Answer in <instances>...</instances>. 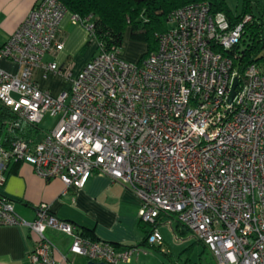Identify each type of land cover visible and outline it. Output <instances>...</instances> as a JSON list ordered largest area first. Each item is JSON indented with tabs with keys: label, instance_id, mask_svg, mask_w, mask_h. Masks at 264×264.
Returning <instances> with one entry per match:
<instances>
[{
	"label": "built area",
	"instance_id": "built-area-1",
	"mask_svg": "<svg viewBox=\"0 0 264 264\" xmlns=\"http://www.w3.org/2000/svg\"><path fill=\"white\" fill-rule=\"evenodd\" d=\"M66 12L59 0L37 1L0 50L21 68H0L3 106L20 121L53 119L41 137H17L9 147L0 142V183L13 162L67 187L82 188L100 172L139 198L151 245L164 241L160 216L174 214L218 264H264V65L247 67L229 102L239 75L223 53L239 43L252 16L231 25L207 1L173 9L156 50L131 63L120 48L106 51L98 43L71 88L53 96L40 88L35 71L63 73L43 57L63 48L58 31ZM72 17L92 37L91 24ZM0 224H24L37 235L28 264H60L47 229L71 236L70 251L96 262L129 264L138 253L85 237L46 202L26 221L0 194Z\"/></svg>",
	"mask_w": 264,
	"mask_h": 264
},
{
	"label": "crops",
	"instance_id": "crops-1",
	"mask_svg": "<svg viewBox=\"0 0 264 264\" xmlns=\"http://www.w3.org/2000/svg\"><path fill=\"white\" fill-rule=\"evenodd\" d=\"M37 1L0 0V50ZM58 33L63 48L46 53L43 60L55 61L63 73H46L42 68L35 71L40 88L53 96L69 90L73 79L99 50L97 40L90 37L82 24L73 21L69 11L62 18ZM0 68L11 73L21 70L17 62L1 54ZM4 109L0 101V114ZM52 122L53 119L46 118L40 125L42 130L33 138L48 132ZM4 135L0 117V142L9 145ZM0 194L14 201L15 210L26 221H33L37 205L46 202L57 217L77 225L85 237L110 242L118 250L138 248L129 264H149L147 258L142 257L147 251L138 245L144 235L139 226V198L127 185L114 182L103 173L94 172L82 188L67 187L59 178L39 176L29 163L13 162L5 173V180L0 183ZM84 227L92 229V234H88ZM46 236L57 245L60 264H88L90 261L70 251L71 236L54 229H47ZM37 239V235L24 224H0V264H28L29 252Z\"/></svg>",
	"mask_w": 264,
	"mask_h": 264
},
{
	"label": "trees",
	"instance_id": "trees-1",
	"mask_svg": "<svg viewBox=\"0 0 264 264\" xmlns=\"http://www.w3.org/2000/svg\"><path fill=\"white\" fill-rule=\"evenodd\" d=\"M82 23L92 26V38L96 39L99 47L106 51L121 48L125 31L130 29L132 37L147 43L146 55L158 47L157 35L167 29L168 13L176 8L185 7L193 3L207 1L211 11L223 12L231 25H235L244 15L250 14L251 20L244 25L239 43L231 49L223 50L225 55L233 59L240 80L244 78L247 67L252 63L264 65V0H241L240 11L233 10L227 0H59ZM145 55V56H146ZM3 122L4 137L10 144L17 138L30 139L40 133L42 127L37 124L20 121L4 109L0 114ZM7 122H18V126L8 128ZM17 163V162H15ZM171 216V215H169ZM165 216H160L159 220ZM177 219V218H176ZM139 226L143 238L139 246H152L161 251L160 246L151 245L148 236L151 225L140 220ZM177 227L181 232H190L187 227L177 220ZM88 234L93 230L84 227ZM92 240H98L93 238ZM162 252V251H161ZM166 254V252H163Z\"/></svg>",
	"mask_w": 264,
	"mask_h": 264
},
{
	"label": "rangeland",
	"instance_id": "rangeland-1",
	"mask_svg": "<svg viewBox=\"0 0 264 264\" xmlns=\"http://www.w3.org/2000/svg\"><path fill=\"white\" fill-rule=\"evenodd\" d=\"M227 2L233 10L240 11L241 0ZM147 50V43L133 38L130 29L127 28L120 48V57L127 62L136 63L146 55ZM177 225L174 214L159 220L158 227L164 238L162 252L150 245L140 248L147 251V255L142 257H146L149 264H218L210 248L192 237L190 232H181Z\"/></svg>",
	"mask_w": 264,
	"mask_h": 264
},
{
	"label": "water",
	"instance_id": "water-1",
	"mask_svg": "<svg viewBox=\"0 0 264 264\" xmlns=\"http://www.w3.org/2000/svg\"><path fill=\"white\" fill-rule=\"evenodd\" d=\"M239 85V77L236 76L233 80V83H232V86H231V90H230V94H229V102H232L235 95H236V88L237 86ZM88 264H108L106 262H96V261H93V260H90L88 262Z\"/></svg>",
	"mask_w": 264,
	"mask_h": 264
}]
</instances>
